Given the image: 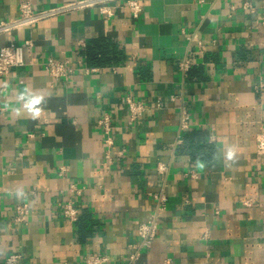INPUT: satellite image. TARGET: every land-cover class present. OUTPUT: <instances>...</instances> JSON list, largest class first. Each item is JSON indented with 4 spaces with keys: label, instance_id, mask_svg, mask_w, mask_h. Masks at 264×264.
Instances as JSON below:
<instances>
[{
    "label": "crops",
    "instance_id": "1",
    "mask_svg": "<svg viewBox=\"0 0 264 264\" xmlns=\"http://www.w3.org/2000/svg\"><path fill=\"white\" fill-rule=\"evenodd\" d=\"M21 1L74 0H0V21L17 17ZM140 3L135 19L92 7L0 34V48L30 41L24 64L0 75V261L19 253V264H83L103 253L104 264H124L163 191L156 236L135 264H264V0ZM50 57L69 60L72 73L51 78ZM24 88L47 96L37 119L12 111ZM127 98L145 105L133 120ZM69 201L73 221L62 215ZM22 204L26 221H15Z\"/></svg>",
    "mask_w": 264,
    "mask_h": 264
},
{
    "label": "built area",
    "instance_id": "2",
    "mask_svg": "<svg viewBox=\"0 0 264 264\" xmlns=\"http://www.w3.org/2000/svg\"><path fill=\"white\" fill-rule=\"evenodd\" d=\"M141 0H74L59 5L51 6L45 9H36L29 1H21L18 6L19 14L15 18L0 21V34L14 29H18L23 26L33 25L43 19L54 17L57 15L65 14L71 11L82 10L92 7H97L101 14L107 18L114 16L117 9H127L131 18H138L142 12ZM243 9L246 11H252L253 8L249 3H244ZM189 40H194L193 37H189ZM30 41H24L23 43L15 44L10 43L0 48V75H6L10 68L22 66L23 61V48L28 45ZM44 70L53 79H64L68 77L73 71V66L67 59L55 60L48 58L44 62ZM179 69L182 72H187L190 67L189 58L178 63ZM128 115L131 120L140 116L145 111V105L142 101L127 98L125 101ZM181 126L186 127L187 114L182 113ZM99 124L102 126L103 133L105 135L104 143L107 147L105 152L106 163H111L112 155L110 153V147L113 145L110 132L112 127L110 120L107 116L103 117ZM256 152L258 155H264V133H261L256 140ZM116 156H119V152H114ZM65 169L61 167L59 172L62 173ZM156 171L159 175L163 176L167 173V166L164 163H157ZM71 190L78 191L74 185L70 186ZM155 209L151 214V217L146 222H141L137 225V235L139 242L130 245L131 251L128 253L124 264H135L139 255L141 247H149L151 241L156 236L157 223L156 218L165 210L166 197L163 191L152 194ZM26 205H18L16 207L15 221H26ZM78 209L75 208L72 202H67L63 205L62 215L68 220H76L78 217ZM20 254L12 253L6 256L0 261V264H19ZM108 261V256L103 253H88L83 259V264H104Z\"/></svg>",
    "mask_w": 264,
    "mask_h": 264
},
{
    "label": "clouds",
    "instance_id": "3",
    "mask_svg": "<svg viewBox=\"0 0 264 264\" xmlns=\"http://www.w3.org/2000/svg\"><path fill=\"white\" fill-rule=\"evenodd\" d=\"M13 99L15 104L18 105V107L12 109L14 114L17 116L27 115L32 119H37L41 116L43 106L47 102V96L43 92L34 91L30 88L16 91ZM223 156L226 162L233 161L235 157L234 146H226Z\"/></svg>",
    "mask_w": 264,
    "mask_h": 264
}]
</instances>
